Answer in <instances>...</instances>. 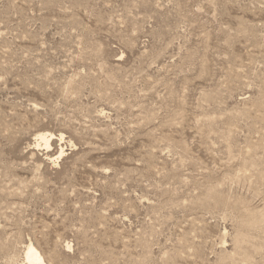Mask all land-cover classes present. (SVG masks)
Returning <instances> with one entry per match:
<instances>
[{
  "label": "rangeland",
  "instance_id": "obj_1",
  "mask_svg": "<svg viewBox=\"0 0 264 264\" xmlns=\"http://www.w3.org/2000/svg\"><path fill=\"white\" fill-rule=\"evenodd\" d=\"M28 244L264 264V0H0V264Z\"/></svg>",
  "mask_w": 264,
  "mask_h": 264
},
{
  "label": "bare ground",
  "instance_id": "obj_2",
  "mask_svg": "<svg viewBox=\"0 0 264 264\" xmlns=\"http://www.w3.org/2000/svg\"><path fill=\"white\" fill-rule=\"evenodd\" d=\"M40 141L44 144V146L46 148H48L49 142L52 140L51 138L52 135H40L39 136ZM61 139V137L59 138ZM63 154V151L60 150L59 153L57 154V158H60ZM20 264H47L43 258V256L41 255V253L32 245V244H28L25 247L24 250V255H23V262Z\"/></svg>",
  "mask_w": 264,
  "mask_h": 264
}]
</instances>
